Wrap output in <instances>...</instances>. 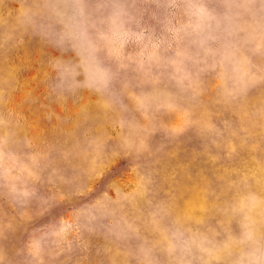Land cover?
<instances>
[{"label":"rangeland","instance_id":"1","mask_svg":"<svg viewBox=\"0 0 264 264\" xmlns=\"http://www.w3.org/2000/svg\"><path fill=\"white\" fill-rule=\"evenodd\" d=\"M0 264H264V0H0Z\"/></svg>","mask_w":264,"mask_h":264}]
</instances>
